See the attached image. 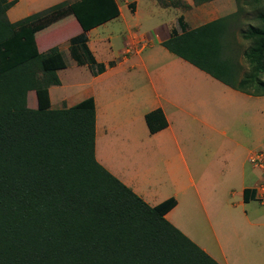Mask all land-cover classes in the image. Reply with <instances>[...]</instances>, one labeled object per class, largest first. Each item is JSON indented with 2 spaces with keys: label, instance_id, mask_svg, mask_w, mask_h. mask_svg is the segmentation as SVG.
I'll return each instance as SVG.
<instances>
[{
  "label": "trees",
  "instance_id": "16d2710c",
  "mask_svg": "<svg viewBox=\"0 0 264 264\" xmlns=\"http://www.w3.org/2000/svg\"><path fill=\"white\" fill-rule=\"evenodd\" d=\"M16 2L0 0V264H219L165 219L173 199L151 207L97 162L92 98L50 107L66 62L56 46L39 52L37 36L71 18L82 30L69 39L71 60L100 74L86 32L118 16L115 0L63 1L12 23ZM235 3V13L194 29L179 17L161 45L233 90L264 96V0ZM144 120L151 135L168 125L159 109Z\"/></svg>",
  "mask_w": 264,
  "mask_h": 264
},
{
  "label": "crops",
  "instance_id": "0c3cea01",
  "mask_svg": "<svg viewBox=\"0 0 264 264\" xmlns=\"http://www.w3.org/2000/svg\"><path fill=\"white\" fill-rule=\"evenodd\" d=\"M16 1L7 12L12 23L57 4ZM150 1L119 4L115 0L118 16L86 32L88 48L104 71L97 74L96 67L91 69L87 65L66 62V68L56 72L60 85L49 87L50 107L70 108L92 98L97 162L151 207L173 199L175 206L165 214L170 224L217 263L240 264L244 259L237 250L241 240L226 242L223 230L235 229L233 221L239 220L246 224L239 227L264 228V205L259 202L262 171L251 165L259 175L256 178L241 175L250 155H264V96L233 90L161 45L169 39L172 29L179 31V17L194 29L235 13L236 3L195 5L192 0H181L183 3L172 5L168 3L170 0H163L167 3ZM73 25L76 35L80 34L79 25L76 22ZM76 35L67 36L66 47L69 39ZM51 40L57 43V38ZM52 43L50 41V48L54 47ZM100 45H105L106 49ZM68 72L70 75L65 80L63 74ZM238 104L248 115H253L258 124L254 140L240 137V132H251L246 127L231 129L227 122L236 114ZM157 109L162 111L168 125L151 135L144 117ZM233 136L234 148L243 151L237 157L241 176L238 190L222 186L221 189L215 187L216 192L207 191L205 174L196 179L191 174L190 164L203 165L201 152L207 146H201L212 140H217L218 145H213L209 151V162L225 160L227 144L223 141ZM244 141L254 150L241 145ZM211 165H215L214 161ZM235 178L224 180L233 183ZM230 212L237 217L229 219ZM230 222L232 226H228ZM200 226L211 232L219 252L212 250L208 236L200 234Z\"/></svg>",
  "mask_w": 264,
  "mask_h": 264
},
{
  "label": "rangeland",
  "instance_id": "374dc122",
  "mask_svg": "<svg viewBox=\"0 0 264 264\" xmlns=\"http://www.w3.org/2000/svg\"><path fill=\"white\" fill-rule=\"evenodd\" d=\"M61 0H54L52 2H50V0H40V3H61ZM72 1V0H71ZM117 3L122 4L127 2H133L134 0H116ZM155 3H160L159 0H155ZM174 2L176 0H173ZM181 1V0H180ZM63 2V1H62ZM150 0H147V3H150ZM235 3V0H219L218 2H210V3ZM20 3H27V0H23L20 1ZM24 6V4H22V7ZM245 11L250 12V6L246 5L245 6ZM250 15V14H248ZM251 17V16H250ZM25 18V17H23ZM21 18V19H23ZM20 19V20H21ZM75 23V22H74ZM248 23L244 20H241V28L245 27ZM55 25H60L62 29L60 30H56L53 32V34H50L51 36L56 34L54 37L52 38H48L50 37V35H45L43 37H40L39 35L37 36V46H38V50L41 53H44L45 51H47L50 47H49V43L52 40L51 39H56L57 38V43H52L53 46H58L59 50L61 51L65 62L67 63H72L73 61L71 60L70 56H69V52H68V47H66L65 44V40H67V36H70L72 34L76 35L77 32L74 28L73 22L71 21V18H65L63 20H60L59 23L55 24ZM238 31V29H237ZM238 37V36H237ZM104 37L102 38V41H104ZM240 42L243 45V49L246 48L248 46V43L243 42L241 39H239ZM116 44H119V41L116 42ZM92 45V44H91ZM100 47L105 50L106 46L105 45H100ZM239 62L242 66V68L244 69L243 71H245L247 69V65L244 61V59L240 56L239 57ZM69 73V72H68ZM65 73L63 74V78H65V80H67V77L70 75V73ZM52 94L54 96V91H52ZM27 106L31 109H34L36 107V98H35V94L34 92H29L27 95ZM231 119L228 122V124H230L231 129H240L243 127H246V129L248 131V133L245 132H240V137L244 138L245 140H254L257 138V136L255 135V131L258 127V124L256 123L254 116L253 115H248L247 112H244V110L242 109V107L240 106V104L237 105L236 108V114L232 115V117H230ZM239 137V134H238ZM201 137L199 136V139ZM234 138L235 136H233L231 139L223 141V143L227 144V147L224 149V154H223V158H225V160H221L219 159H214L212 161L209 162V156L210 153L209 151L212 150L214 147L213 145L217 146L218 145V141H211V143L209 144V142L206 145H202L203 146H207L206 149H204L201 153L204 155V162L203 165H199L197 167L192 166L190 163V167H191V174L198 179L200 174H205L207 183L205 184V190L209 191L214 189L215 187L218 189H221L222 186L225 188H232L235 190H238L237 185L239 184L238 182L240 181L241 177L239 175L240 173V168H239V160H238V155H241V153L243 152L242 150H240L239 148H234L233 146V142H234ZM210 140V139H209ZM246 144V142L244 141L241 145ZM211 147V148H210ZM247 150H251L253 151L254 148L247 146ZM214 161L215 165H211V163ZM244 173L246 175H251L250 177L252 178H256L257 175H259V172L254 169L249 163H245L244 165V172H241V175H244ZM235 176V180L233 183H225L226 181L224 180L227 177H232ZM213 192H216V190L214 189ZM259 199L264 200V194L260 192L259 195ZM260 202V201H259ZM264 205V201L260 202ZM264 210V208H262ZM237 215L234 212H230L228 218L229 219H234L236 218ZM231 221V220H230ZM236 223V225H234L236 228H232L229 227V229L227 231H225V228L223 230V235H224V240H226V242L228 241L229 243H232L233 241L239 239L241 240L240 243V247H238V251L239 253L242 255V257L244 259H241L240 264H264V228L261 227H253V229H249L246 227H239V226H243L246 225L243 222L239 221H233ZM228 226H232V223L230 222ZM200 230H201V235L204 237L209 238V242L211 245L212 250H214L216 253L219 252V248H218V244L215 242L211 232L209 230H207L204 227L200 226ZM230 255V254H229ZM235 256V254H234ZM248 261L247 263L245 262L246 260ZM262 260V261H261Z\"/></svg>",
  "mask_w": 264,
  "mask_h": 264
},
{
  "label": "built area",
  "instance_id": "2783aa9c",
  "mask_svg": "<svg viewBox=\"0 0 264 264\" xmlns=\"http://www.w3.org/2000/svg\"><path fill=\"white\" fill-rule=\"evenodd\" d=\"M248 162L255 168H259L262 171V179L260 182V192L264 194V155L261 153H255L248 157ZM260 202L264 201L259 199Z\"/></svg>",
  "mask_w": 264,
  "mask_h": 264
},
{
  "label": "clouds",
  "instance_id": "9594fccd",
  "mask_svg": "<svg viewBox=\"0 0 264 264\" xmlns=\"http://www.w3.org/2000/svg\"><path fill=\"white\" fill-rule=\"evenodd\" d=\"M10 1V0H9Z\"/></svg>",
  "mask_w": 264,
  "mask_h": 264
}]
</instances>
